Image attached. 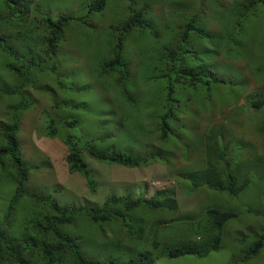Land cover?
Wrapping results in <instances>:
<instances>
[{
	"label": "trees",
	"instance_id": "1",
	"mask_svg": "<svg viewBox=\"0 0 264 264\" xmlns=\"http://www.w3.org/2000/svg\"><path fill=\"white\" fill-rule=\"evenodd\" d=\"M112 4L119 5V18L108 24L107 32H103L107 33L103 57L97 60L93 52L89 53L93 62L98 63L95 73L112 83L116 95L132 103L134 98L123 87V80L129 77L138 81H150L157 71L163 82L147 93L159 113L160 138L167 142V136L172 135L183 146V150L197 136H193L189 130L186 131L189 136L183 134L181 128H189L193 121L178 114L175 106L179 100L172 98L171 93L184 90V86L193 88L195 84L203 86L204 83L210 91V88L215 87L214 83L225 82L213 69L217 67L219 71L230 70V66L226 62L217 61V58H229L233 53L232 49L242 44L254 45L252 37L243 43L239 40L245 36L246 24L250 19H264V0H0V52L11 57L9 68L16 78L13 84L0 88V98L3 95L19 97L18 100L15 98L16 103L7 105L5 118H0V178L7 176L12 180L13 186L15 181L9 208L0 217V264H147L151 256L145 252L125 262L101 258V249L100 252L96 249L94 251L88 241L84 245L79 244L70 228L79 219L88 220L87 226H81V233L89 238L90 228L94 232L103 231V225L119 221L131 238L140 240L143 228L129 222L130 211L142 207L152 211L177 212V203L171 202L169 198L172 188L167 187L155 191L150 197L111 195L101 206L89 203L85 207L62 205L50 195L31 194L24 188L27 167L21 156L16 132L20 127L22 109L28 106L29 100L34 102L32 98L20 95L28 90L24 83L31 75L39 72L56 73V66L51 60L53 61L62 41L67 38L68 32L75 33L81 39L85 38L77 31L88 34L91 30L88 29L90 23L94 29V18L103 16ZM162 12L163 16H160ZM213 21H216L218 27L208 26ZM260 36L263 43L260 48L264 49V25ZM133 42L148 45L144 53H140L135 71H131L127 57V51L133 49V45L129 43ZM198 50L206 56V60H198L192 64L193 59L190 58L196 57ZM166 93L170 99L166 97ZM206 98L211 100V95L207 93ZM249 103L255 108L264 107V95L251 97ZM211 105L213 106V102ZM46 117L45 136L58 138L67 145L68 171L81 173L93 192L96 190L95 181L82 157L83 150L96 161L126 166L143 165L156 158L152 151L149 157H139L121 152L114 145L104 148L97 147L94 141L73 140L72 135L62 130L77 126V120L69 121L63 117L55 120L49 114ZM203 119L197 122L200 137L195 145L203 147L200 149L205 153L207 167L204 170L188 171L182 177L189 181L191 188L225 190L231 199L236 198L250 184L251 180L246 178L247 170H229V163L223 160V150L226 148L223 146V140L226 139L224 133L216 125L201 127ZM133 121L141 126L140 118L134 114ZM147 121L150 128L155 129L148 117ZM123 123L124 119L120 118L116 126H123ZM226 140L230 145L229 139ZM216 162L220 166H216ZM263 191L260 193L263 194ZM24 196L29 198V203L20 207L19 200ZM225 205L240 207L230 201ZM244 206L245 208L238 209L204 206L194 218L191 217V211L189 216L192 219L187 220V231L178 242L159 244L158 241L151 240L152 247L159 250L160 256H207L221 248L228 221L239 220L246 214L251 219L264 217V203ZM13 212L15 213L12 215ZM174 220L172 217L156 219L151 223L152 230L181 219ZM14 224L17 225L18 232L13 236L9 230ZM253 228L254 223L250 222L244 230H238L234 242L239 249L233 251L231 257L243 251L247 261L248 257L261 249L264 227L260 230ZM226 241L231 246L232 241ZM122 248L124 250V246ZM126 251L131 254L134 252L130 248H126Z\"/></svg>",
	"mask_w": 264,
	"mask_h": 264
},
{
	"label": "rangeland",
	"instance_id": "2",
	"mask_svg": "<svg viewBox=\"0 0 264 264\" xmlns=\"http://www.w3.org/2000/svg\"><path fill=\"white\" fill-rule=\"evenodd\" d=\"M113 5L103 16L94 18L95 28L93 29L90 23L88 29L93 30L88 34L77 31L85 38L81 39L75 33L68 32L67 38L62 41L53 61L51 60L56 66V73L39 72L31 75L24 83L28 90L20 95L32 98L34 102L29 100L28 106L22 109L16 136L28 169L29 188L50 194L58 203L71 207H85L89 203L101 205L111 195L150 197L157 190L172 188L169 198L171 202L177 203V212L137 208L130 213V222L143 228L140 240L131 238L119 221L103 225V231L94 232L90 228L88 238L86 234L81 233V226H87L88 220H77L70 231L77 236L79 244L88 241L94 251L96 249L100 252L101 249V258L125 262L145 252L151 256L147 264H264V242L261 249L248 257L247 261L243 251L231 257L232 252L239 249L234 242L238 230H244L250 222L254 223V230H260L264 227V217L251 219L246 214L240 221H228L224 228L221 248L203 257L160 256L159 250H154L151 243V240L158 241L159 244L178 242L187 231V220L198 216L204 206L238 209L245 208L244 205L256 206L264 203V107L255 108L249 103L251 97L264 95V49L260 48L263 45L260 31L264 19H250L246 24L245 36L239 40L243 43L252 37L254 45L242 44L232 49L233 53L229 58H217V61L226 62L230 66V70L219 71L217 67L213 69L225 82L214 83L215 87L210 88V91L204 83L203 86L195 84L193 88L184 86V90L171 93L172 98L179 100L175 106L178 114L193 121L189 128H181L183 134L187 135L186 131L189 130L193 136H197L195 141L190 142L188 148L183 150V146L179 145L172 135L169 134L167 142L162 144L157 134H160L159 113L147 93L163 82L157 71L150 81H138L129 77L123 80V87L134 98L132 103L116 95L112 83L95 73L98 63L93 62L89 53L93 52L97 60L102 59L107 46L104 44L107 33L103 32H107L108 24L119 18V5ZM160 16H163V12ZM208 26L218 27L216 21L210 22ZM129 44L133 45V49L127 51L128 62L131 71H135L140 61V53L143 54L148 45L144 42ZM8 57L0 52V88H6L16 80L9 68L11 57ZM190 59H193L192 64H195L198 60H206V56L198 50L196 57ZM141 71L143 72V68ZM207 93L211 95V100L206 98ZM166 97L170 99L167 93ZM15 98L19 99L15 95H3L0 98V118H5L6 107L9 103H16ZM47 114L55 120L59 117L69 121L77 120V126L62 130L72 135L73 140L94 141L97 147L104 148L114 145L121 152L139 157H149L152 151L156 160L149 161L143 167L126 170L115 167L119 166L117 164L113 166L99 163L83 150L82 157L92 169L91 174L96 182V190L92 192L82 175L78 173L82 179L80 182L78 175L79 180L75 173L70 174L67 171V148L63 147V143L58 139L53 140L52 144L46 142L47 139L52 140L44 134ZM133 114L140 118V127L133 121ZM147 117L155 129L150 128ZM120 118L124 119V126L117 127L114 122ZM201 118H204L201 127L216 125L222 130L225 138L229 139L230 145L226 139L223 140V146L226 147L223 150V160L229 163V170H247L246 178L251 180L250 184L236 198L231 199L225 190L191 188L189 181L182 177L189 171V167H201L203 170L207 167L204 162L205 153L200 149L203 147H194L200 137L197 122ZM59 128L61 129V126ZM46 157L50 160V165ZM163 159L166 160L164 163L161 162ZM215 164L220 166L219 162ZM12 194V185L1 181L0 217L6 213ZM228 201L237 203L240 207L225 205ZM191 211L192 218L189 216ZM171 217L175 218L174 221L181 220L173 221V224L167 226L160 225L155 231L152 230L151 223L156 219ZM95 225L89 227H96ZM176 226L178 228H175ZM9 232L10 235H17V225L14 224ZM226 240L232 241L231 246ZM126 248L134 252L131 254Z\"/></svg>",
	"mask_w": 264,
	"mask_h": 264
},
{
	"label": "clouds",
	"instance_id": "3",
	"mask_svg": "<svg viewBox=\"0 0 264 264\" xmlns=\"http://www.w3.org/2000/svg\"><path fill=\"white\" fill-rule=\"evenodd\" d=\"M119 123V120L117 121V123H116V125ZM114 125H115V122H114ZM123 126H124V123H123ZM157 134L160 136V134L157 132ZM55 139H58V138H54V139H52V140H47L46 142H50L51 144H52V141L53 140H55ZM58 140H60V139H58ZM160 140H161V138H160ZM61 141V140H60ZM62 143H63V147H66L67 148V145L63 142V141H61ZM161 143L162 144H164L165 142H163L162 140H161ZM196 146H198V145H194V147H196ZM44 147H45V145H44ZM185 149H187L188 147H184ZM193 150H195V149H193ZM200 150V149H199ZM67 151H68V148H67ZM85 151V150H84ZM67 155V154H66ZM21 156H22V153H21ZM23 159V158H22ZM46 159H47V157H46ZM84 159V158H83ZM48 160V159H47ZM151 160H156V158H154V159H150V161ZM24 161V160H23ZM49 161V165H50V160H48ZM84 161L86 162V160L84 159ZM97 162H99V163H107V164H109V165H115V164H112L111 162H104V161H97ZM162 163H164L165 161H161ZM205 162V161H204ZM25 163V162H24ZM86 164H87V166H89L88 165V163L86 162ZM148 164V162L146 163V164H141V165H137V166H126V165H123V164H117V165H119V166H115V167H117V168H122V169H126V170H129V169H133V168H139V167H143V166H145V165H147ZM26 165V164H25ZM66 166H67V164H66ZM89 168V167H88ZM135 168V169H136ZM201 169V167H199V168H196V167H194L193 166V168H188V170L189 171H193V170H200ZM90 170V173H91V168L89 169ZM67 171H68V169H67ZM69 172V171H68ZM70 173V172H69ZM71 174V173H70ZM80 175H82L81 173H79ZM78 174V172H75V177L77 178V175L80 177V175ZM92 175V174H91ZM83 176V175H82ZM84 177V176H83ZM92 178H93V176H92ZM78 180H79V178H77ZM80 179H81V177H80ZM84 179H85V181H86V185L88 186V184H87V180H86V178L84 177ZM14 180V179H13ZM27 180H28V169H27ZM27 180H26V184H25V186H24V188H25V190H26V192H28V193H31V194H37V193H41V192H37V191H34L33 189H30L29 188V185H28V183H27ZM93 180H94V178H93ZM1 181H5V182H7V183H9L10 185H12L11 183H12V180L11 179H9L7 176H3L2 178H0V182ZM80 182H82V179L81 180H79ZM95 181V180H94ZM14 186H15V181H14ZM14 186L12 185V187H13V194H14ZM58 187L60 188V186L58 185ZM95 187H96V182H95ZM89 188V187H88ZM89 190H90V188H89ZM91 191V190H90ZM93 192V191H92ZM95 192V191H94ZM13 194H12V196H13ZM41 194H45V193H41ZM46 195H50V194H46ZM51 196V195H50ZM115 196H120V195H115ZM52 197V196H51ZM109 197V196H108ZM53 198V197H52ZM11 199H12V197H11ZM10 202H11V200H10ZM10 202H9V204H10ZM29 203V198L27 197V196H24V197H22L20 200H19V206L20 207H25L27 204ZM102 205V204H101ZM101 205H99V206H101ZM66 206H70V205H66ZM8 208H9V205H8ZM8 208H7V210H8ZM138 208H142V207H138ZM135 209H137V208H135ZM134 209V210H135ZM6 210V211H7ZM18 210V209H17ZM16 210V211H17ZM15 211V212H16ZM133 211V210H132ZM132 211H130L129 212V214L132 212ZM15 212H13L12 213V215L15 213ZM129 219V222H130V217L128 218ZM131 223V222H130Z\"/></svg>",
	"mask_w": 264,
	"mask_h": 264
}]
</instances>
